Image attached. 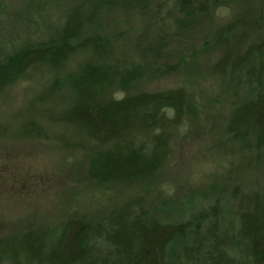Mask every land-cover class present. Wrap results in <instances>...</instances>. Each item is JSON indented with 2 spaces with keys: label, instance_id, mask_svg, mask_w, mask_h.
Instances as JSON below:
<instances>
[{
  "label": "trees",
  "instance_id": "trees-1",
  "mask_svg": "<svg viewBox=\"0 0 264 264\" xmlns=\"http://www.w3.org/2000/svg\"><path fill=\"white\" fill-rule=\"evenodd\" d=\"M233 5L240 6L237 15L210 29L204 47L220 52L221 94L243 97L229 113L226 144L264 162V0H76L63 24L43 29V38L35 30L0 48V101L32 72H59L75 55L91 52L80 76L55 77L46 94L65 105L56 121L71 139H50L45 123H31L21 137L83 152L97 183L153 178L187 122L189 93L132 89L161 73L164 50L191 21ZM49 9L37 7L32 19ZM109 10L135 12L144 30L136 37L127 30L101 33ZM10 14L0 5V19ZM43 100L42 94L37 103ZM178 205L174 216H164L157 205L132 198L96 221L70 218L53 230L11 236L0 240V264H264V187H235L228 201L203 205L190 197Z\"/></svg>",
  "mask_w": 264,
  "mask_h": 264
},
{
  "label": "rangeland",
  "instance_id": "rangeland-1",
  "mask_svg": "<svg viewBox=\"0 0 264 264\" xmlns=\"http://www.w3.org/2000/svg\"><path fill=\"white\" fill-rule=\"evenodd\" d=\"M75 1L0 0L12 12L0 19V48L10 39L13 45L28 39L35 30L43 38V29L63 24ZM43 5L50 6L44 17L32 19V11ZM239 10V5H233L191 21L164 50L161 73L132 89V93L163 92L185 87L189 93L187 122L171 141L168 164L153 178L97 183L88 177L89 158L83 152L56 140L22 138L31 123L42 127L45 123L50 139H71L70 130L56 121L65 105L59 98L47 101L46 94L55 77L74 80L80 76L91 52L75 55L59 72L38 69L11 87L0 101V123L5 124L0 134V240L53 230L70 218L96 221L132 198L157 205L164 216H174L181 199L196 197L205 205L228 201L235 187L245 192L263 188L264 162L225 142L229 113L243 97L221 94L216 71L220 52L204 47L208 31L231 21ZM121 30L136 37L144 23L135 12L106 11L99 31ZM42 94L45 100L37 103ZM122 96L115 94V98Z\"/></svg>",
  "mask_w": 264,
  "mask_h": 264
}]
</instances>
